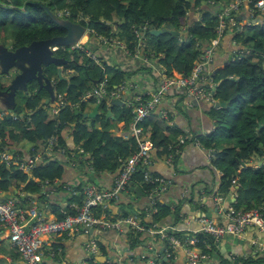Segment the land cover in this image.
Returning a JSON list of instances; mask_svg holds the SVG:
<instances>
[{"label":"trees","instance_id":"obj_1","mask_svg":"<svg viewBox=\"0 0 264 264\" xmlns=\"http://www.w3.org/2000/svg\"><path fill=\"white\" fill-rule=\"evenodd\" d=\"M232 1L0 0V38L4 37L2 34L6 31H11L13 41L10 46L14 48L34 40L54 37L63 32V29L58 22H53L48 10L58 20L56 13L65 9L68 15L62 16L61 19L83 25L89 37L96 38V35H101L110 39L119 36L124 40V48L130 56L138 52L146 59L156 60L167 77L172 76L174 72L187 76L193 63L203 55L211 40L215 38L217 14ZM202 5L216 10H202ZM243 6H246V10L252 8L251 3L244 5L241 0V11ZM251 20L248 24L241 22L242 28L239 32H235V27H232L234 31L230 30L231 40L235 44L233 52L211 75V81L215 85L212 97L225 102V105L210 109L209 114L214 119L213 129L197 139L205 149L211 151L210 165L220 172L218 194L227 193L229 188L234 187L232 207L237 210L258 208L264 218V162L259 167L255 166L258 160L256 156L262 157L260 151L264 153V16H260L256 22ZM166 22L180 35H149L150 30L160 29ZM230 31L227 28L220 40H225L228 35L226 33ZM136 34H142L141 43ZM73 55L75 66L73 65L72 69L77 75H72L68 80L58 79L55 68L44 71L54 80V100H59L57 102L60 104L57 115L53 116L49 112L50 101L44 103L45 91L36 90V93L26 99L23 117L18 121H12L10 118L2 120L0 138L4 141L0 149L7 150L24 141L40 150L46 140L52 137L58 146L65 149L68 157L70 151L77 147L81 148L83 153H88L87 160L95 174L104 171L116 172L135 151L136 144L133 138L112 136L109 131L111 115L118 114L119 125L116 130H126L131 119L130 109L119 105L109 108L103 102L100 105V114L86 126L83 123L85 120L74 115V106L78 105L76 110L85 111L88 103L80 102V98L83 92L87 91L84 90L86 84L92 87L91 82L100 78L99 80L104 79L107 85L112 87L123 81V73L105 63L102 66L97 65L83 52L74 51ZM24 108L28 114H25ZM108 109L111 115L105 119ZM167 119L157 109L141 122L143 133L153 147L152 158L163 159L175 151L174 148L169 149L173 145L169 137L170 125ZM56 158L52 157L46 164L45 161L40 163L27 174L14 166L6 167L0 164V193L15 192L20 188L25 192L21 197L22 203L24 199L37 198L47 202L46 206L56 218L63 217L61 212L56 211L55 205L50 204L49 193H42L55 186L53 181L61 178L63 167L68 163L62 157V160ZM72 158L75 160V155ZM131 181L133 184L141 182V170L134 173ZM140 189L146 193L148 187L142 185ZM79 190L80 188L76 189ZM5 196L0 194V198ZM74 197L68 199L67 203L75 200L80 204L82 197ZM156 207L157 211L151 216V220L161 222L167 218L170 211L166 204H157ZM143 223L147 224L145 221ZM3 230L0 228V235ZM1 242L3 241H0V245ZM210 246L211 249L214 248L213 244ZM99 249L103 250L101 246ZM202 250L208 253L205 247H202ZM7 251L5 247L0 248V254ZM8 254L11 255V260L7 264H16L15 254L10 251ZM159 260L156 263L173 262L172 257L166 261H162V258ZM0 264L6 263L0 260ZM86 264L101 263H96L91 258ZM103 264L115 263L109 260Z\"/></svg>","mask_w":264,"mask_h":264},{"label":"crops","instance_id":"obj_2","mask_svg":"<svg viewBox=\"0 0 264 264\" xmlns=\"http://www.w3.org/2000/svg\"><path fill=\"white\" fill-rule=\"evenodd\" d=\"M201 8L202 10H206L211 7L202 5ZM210 10L215 12L216 9L214 10L211 8ZM254 14V17L252 15V22H256L260 16H264V13L259 11ZM238 15L241 16V21L245 20V18L248 19L249 13L248 10H242ZM228 31L230 30L228 29ZM226 34L228 35L225 40L221 39L216 46L210 47L209 45L206 48L207 51L210 50L211 52V60L203 69L202 82H198L195 85L203 87L206 93H211L215 88V85L211 81V75L222 65L225 58H230V53L233 52L235 44L234 41L231 40L232 33L230 31ZM79 41L83 43L80 51L87 57H91L97 65L102 66L101 61L104 60L105 56L106 65L110 66V63H119L121 66V69L119 68L120 71L126 70L131 73V75L126 78V81L132 84L130 92L124 95L122 100H110L108 102L109 108L112 105L126 106L135 94L143 93L150 95L157 88L161 77H163L161 65L154 59L144 58L138 52H136L134 56H141L142 62L138 63L136 59L132 58L133 56L120 62V60H111L113 52L106 48L107 45L113 48L112 46H114V44L112 42L108 44L100 43L95 36H88V39L86 37V40L81 41L80 39ZM120 47L124 49V55L129 56L124 46L120 45ZM215 48L218 49L214 51ZM70 69H72V67H69V70ZM62 72V76L65 80H68L72 75H77L75 72H73V74ZM176 74L178 73H173V75ZM208 99L209 97H207L206 94L201 99H193L192 97L185 96L184 88L174 87L167 90L160 104L157 106L159 111L166 112L165 117L169 119H167V123L170 125L169 137L171 145L177 150V154L170 165L164 162V157L163 159L152 158L150 162V170L154 174L163 176L172 181V183L160 193V202H162L163 205L166 204V207H168L170 211L167 218L161 220V224L173 225L177 221L179 213L191 217L209 215V217L215 221L223 222L224 208L231 205L234 201V187L229 188L227 193L219 192L218 194L220 172L210 165L209 156L207 155L209 150L205 149L201 145L199 139H197L198 136L206 135L213 129L214 119L210 116L209 111L212 107L214 108L213 104L217 100L212 97L209 102ZM57 103L54 100L49 104V107H56ZM92 107L93 104L89 103L85 106L86 109L83 112L90 111ZM111 120L114 121L113 126L109 130L112 136L119 137L120 135H125L127 130H116L119 125L116 113L111 115ZM67 140L69 141V138H67ZM68 145L70 146L71 143L69 142ZM30 146L31 143L21 141L15 144V147L9 148L7 152L16 153L18 155L17 159L22 160L28 154ZM88 156L89 154L84 157L75 155L73 163L68 162L64 165L61 178L53 181L55 186L50 187L46 191H49V202L55 205L57 212H61L62 214L73 212L79 203L75 200L67 203L68 199H71L72 196L74 197V195L71 194V190L81 188L87 182L95 184L100 189H107L111 186L118 170L116 172L104 171L95 174L89 166V161L87 160ZM56 157V159L62 160L61 156L56 155ZM258 161H261L263 164L262 157L256 162ZM134 185L142 188L140 183L136 182ZM184 191L186 193L182 196L181 193ZM0 194L6 195L3 198L9 196H20L21 198L22 195H25V192L21 191L19 188L15 192H3ZM219 196H221L222 199L216 203L215 198ZM76 197L77 196H75L74 199ZM32 204L39 206L45 217H55V215L51 213L52 210L46 206L47 202L40 201L37 198L23 200V206L25 207ZM176 211L177 213L175 214ZM144 212H146L145 195L141 198L136 197L134 193L124 191L119 198L109 206L104 215L115 219L118 216L131 213L142 218ZM145 220H151V216L146 217ZM189 227L193 229L196 227V224L192 223ZM0 228L3 227L0 226ZM153 238L154 236L148 237L144 234L135 235L128 229L111 231L92 227H78L68 235L49 237L46 241V245L42 249L43 254L41 259L43 264H86L90 257L89 253H87L86 245L89 241L93 240L97 243V250H94L95 253L93 254V261L96 263L103 264L110 260L115 264H148L147 258H142L145 252L153 259H157L163 253L161 242L157 239L151 241ZM132 239L134 242L131 241ZM2 240L3 239H0V241ZM260 240L261 235L255 229H249L247 227L244 232L238 236H226L220 240L217 246L208 250V253H205L209 258L206 259L205 262H200L198 264H236V260L238 261L237 264H264V253L257 251L254 244V242ZM5 242L7 244V240H5ZM150 242H153V249L151 250L153 253L148 251ZM1 243L2 245H0V248H4V242ZM99 244L103 250L99 249ZM159 250L162 251L161 254H159ZM8 253L7 251V253L4 252V254H0V260H3L6 264L11 260V255ZM96 257L101 260L97 261ZM172 259V264H184L186 261V254L182 249H176L173 251ZM14 263L22 264L20 257L16 254Z\"/></svg>","mask_w":264,"mask_h":264},{"label":"built area","instance_id":"obj_3","mask_svg":"<svg viewBox=\"0 0 264 264\" xmlns=\"http://www.w3.org/2000/svg\"><path fill=\"white\" fill-rule=\"evenodd\" d=\"M244 5L251 3L252 8L248 9V19L237 21L236 15L241 11V0H233L222 8L217 14V25L214 29L215 38L210 42V47L216 46L224 34L225 30H233L235 32L241 31L242 23L246 24L252 19V13L259 11L264 13V0H243ZM240 8V9H239ZM68 11L63 9L56 13V17L62 18L67 16ZM239 24V25H238ZM144 29V27H143ZM234 31V30H233ZM86 34L88 32L86 30ZM138 39H142V34H136ZM96 39L103 44L111 43V39L105 38L101 35H96ZM86 40V39H85ZM83 43L80 41L70 45L69 47L50 46L49 50L54 53L58 50L74 51L81 50ZM113 44H118L114 43ZM211 60L210 50H206L198 60L193 63L190 73L187 76L176 74L170 77L162 75L157 88L150 94L143 93L135 94L126 107L130 109L131 119L127 125V132L125 135H120L122 139L133 138L136 149L128 156V158L121 164L111 186L107 189H100L91 182L85 183L79 191L71 190L74 196H81V203L75 207L73 213H65L63 217H45L40 208L36 204L28 207L23 206L20 196H9L0 199V226L3 227V232L7 240L8 246L20 257L22 264H43L41 259L42 249L46 245V241L52 236L68 235L70 232L76 230L78 227L98 228L100 230L122 231L123 229L131 230L135 235L144 234L148 237H153V240L161 242L163 253L158 257L171 258L173 251L182 249L186 254V261L184 264H198L205 262L209 258L202 250H210L211 244L217 246L220 240L226 236H238L244 230L251 226L260 235L261 240L254 242L257 251L264 253V218L258 208H251L248 210H237L229 205L224 208L223 222L215 221L207 216H185L178 214V219L173 225L161 224L160 222L146 221L145 218L152 216L157 211L156 205H163L160 202V193L163 192L172 181L163 176L154 174L150 170V162L152 159L153 147L148 137L144 135L141 127V122L150 113L157 110L163 95L170 88H184L185 94L193 99H201L206 94L207 97L212 98V92L206 93L203 87L195 86L196 83L202 82L203 69ZM132 88L131 82L121 81L112 87L108 86L105 80H99L90 90L86 91L80 102L92 103L98 105L97 115L100 114V105L105 102L108 107L110 100H122L123 96L128 94ZM146 95V96H145ZM60 104L52 107L50 113L56 116ZM78 105L74 106V109ZM83 112V111H81ZM89 112V111H88ZM165 117V111H159ZM24 115V112H23ZM22 115V117H23ZM10 118L12 121H18L21 117L17 113H9L7 111H0V124L3 119ZM4 139L0 138V145ZM5 149V147L3 146ZM175 149L174 146L169 149ZM7 150L0 149V164L6 167L14 166L24 173H29L31 169L40 163L49 160L50 158L59 155L66 162L73 163V155L87 156L88 153H83L82 149L77 147L72 150L70 157L66 156L65 149L58 146L53 138H48L40 150H37L33 145L30 146L28 154L22 160H18V155L14 152H7ZM177 150L174 153L167 154L164 157V162L170 165L173 162ZM211 151L208 152L209 161ZM137 170H141L140 185L148 187L146 193V212L143 217L139 218L135 214H128L126 216H118L115 219L104 215L109 206L115 202L121 193L127 191V185L131 181L132 176ZM47 183V182H45ZM234 183V180L232 181ZM44 195L48 192L43 191ZM185 191L181 193L185 195ZM222 197H216L215 201L218 203ZM145 221L147 224L143 223ZM195 223V228L189 226ZM202 246V247H201ZM149 250L153 249V242L149 243ZM87 253H89V260L93 258L94 250H97V243L93 240L86 245ZM153 253V252H152ZM155 253V252H154ZM145 255V256H144ZM142 258H147L148 264H160L156 258L153 259L145 252Z\"/></svg>","mask_w":264,"mask_h":264},{"label":"water","instance_id":"obj_4","mask_svg":"<svg viewBox=\"0 0 264 264\" xmlns=\"http://www.w3.org/2000/svg\"><path fill=\"white\" fill-rule=\"evenodd\" d=\"M242 10H246V6H243ZM48 14L57 23L53 14L48 10ZM237 21L241 19V16L236 15ZM168 20V18H167ZM60 26L65 32L63 36H54L47 39H40L31 41L27 45L16 47L12 49L11 47H5L0 45V111H7L9 113H17L20 117L23 115V107L17 104L15 101L16 92H23L28 97V84L34 81L37 85V90L43 89L48 93L49 97L44 100L47 104L49 101H54V89H53V77L51 78L44 73L43 68H47L52 65L55 68V75L58 79H65L61 74V68L69 64L67 60L63 57H56L49 50L50 46H62L64 48L78 42L86 33V28L79 24L73 23L68 20H64ZM170 34L171 36H179L178 31L172 30L169 23L166 22L162 28L154 29L149 31V35L157 37L160 34ZM102 64L105 60L101 61ZM75 66V63L73 62ZM74 69H67L65 73H73ZM5 77V83L1 82V78ZM100 78L95 79L91 82L95 85ZM36 93V91L34 92ZM211 97L208 101H211ZM225 105V102L221 100L215 101L213 104L215 109L221 108ZM98 105H93L89 112H81L80 110H74L75 116H80L83 119H95L97 115ZM111 115L110 109L107 110L105 114V119ZM262 154V159L264 162V153ZM49 160H52L50 158ZM48 160V161H49ZM48 161H45L46 164ZM262 165L261 161L256 162V167ZM127 191L129 193H134L136 197H144V193L139 188V186L134 185L132 181H129L127 185ZM39 207V206H38ZM209 217V215H206ZM249 229H254L249 226ZM92 230V229H90ZM159 250V254H161ZM166 261L165 257H162ZM96 260L99 261L96 257Z\"/></svg>","mask_w":264,"mask_h":264},{"label":"rangeland","instance_id":"obj_5","mask_svg":"<svg viewBox=\"0 0 264 264\" xmlns=\"http://www.w3.org/2000/svg\"><path fill=\"white\" fill-rule=\"evenodd\" d=\"M2 36H4V37H2V38H0V45H3V46H10V44L12 43V41H13V38H12V34H11V31H6L5 33H3L2 34ZM85 37H83V38H81V41H84L85 39H86V37H87V39H88V36H87V34L85 33V35H84ZM111 39V42L113 43H118V44H114V46H112L113 48H110L109 47V45H107V49L109 50V51H111V52H113V54H112V56H111V60L113 59V60H117V61H119L120 60V62H122L124 59L125 60H127V59H129L130 58V55L129 56H126V55H124V53H123V50L124 49H122L121 47H120V45L121 46H125V43H124V40L123 39H121L119 36H114V37H111L110 38ZM141 40L142 39H139V43H141ZM81 49H82V46H81ZM106 49V50H107ZM218 48H215L214 49V51H216ZM75 51H79L80 53H82V51H80V50H75ZM126 51V50H125ZM121 52V53H120ZM132 53V52H131ZM137 57V58H136ZM134 56L133 55V59H136V61L139 63V62H142V57L141 56ZM89 58H91V57H89ZM92 59V58H91ZM104 60H106V58H105V56H104ZM49 68H52V69H54V66H52V65H50V66H48ZM110 67H112L114 70H118L119 71V68L121 69V66L119 65V63H115V64H113V63H110ZM122 73H123V77L121 78V79H123V80H125L126 81V78L129 76V75H131V73L129 72V71H126V70H123L122 71ZM61 74H63V72H61ZM133 74V73H132ZM5 81H6V78L5 77H2L1 78V82H3V83H5ZM53 84H54V80H53ZM91 89V86L90 85H88V84H86V87H85V89L84 90H90ZM37 90V85H36V83L34 82V81H32L29 85H28V92H27V95H28V97L30 96V95H32V94H34V92ZM84 93H86V91L85 92H83V94ZM44 96H46L45 98L47 99L48 97H49V95H48V93L47 92H44V94H43ZM27 97V98H28ZM26 94H24L23 92H16V96H15V101L17 102V104H19L20 106H22V107H24V105H25V103H26ZM57 101H59V100H55V102L57 103ZM57 105H58V103H57ZM88 105V104H87ZM52 108V107H51ZM51 108H50V111H51ZM25 109V108H24ZM49 111V112H50ZM99 111H100V109H99ZM25 114H28V111H26V109H25ZM118 115V114H117ZM83 119V118H82ZM83 120H85L83 123H84V125H86V126H88L89 124H90V120L91 119H83ZM113 124H114V121H111L110 122V124H109V127H112L113 126ZM218 148H219V146H218ZM257 158H258V160L259 159H261V156H256ZM124 208V207H123ZM127 211V210H126ZM125 212V211H124ZM0 239H3L2 241L4 242V247H6V248H8L7 250H8V252L10 251L12 254H16L15 252H14V250H12L7 244H6V242H5V240H6V238H5V236H4V233L1 235V237H0ZM10 248V249H9ZM17 255V254H16Z\"/></svg>","mask_w":264,"mask_h":264},{"label":"flooded vegetation","instance_id":"obj_6","mask_svg":"<svg viewBox=\"0 0 264 264\" xmlns=\"http://www.w3.org/2000/svg\"><path fill=\"white\" fill-rule=\"evenodd\" d=\"M65 19H61V18H59L58 20H56L57 22H58V24H61L63 21H64ZM63 35H65V32H64V30H63V32H61L60 34H58V35H56V36H63ZM84 37V36H83ZM82 37V38H83ZM7 47H11V46H7ZM17 47H20V46H17ZM12 48V47H11ZM14 48H16V47H14ZM14 48H12V49H14ZM75 51V50H74ZM74 51H67L66 49H64V50H58V51H56V52H54L53 53V55L54 56H56V57H63L65 60H67L68 62H69V64L68 65H66V66H63L62 68H61V70L62 71H66L67 70V67H72L73 68V62H74V55H73V52ZM72 53V54H71ZM61 55H63V56H61ZM65 55V56H64ZM49 68V67H48ZM47 68H43V71H45ZM73 74V73H72ZM53 87H54V84H53ZM27 88H28V86H27Z\"/></svg>","mask_w":264,"mask_h":264}]
</instances>
